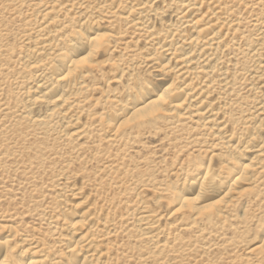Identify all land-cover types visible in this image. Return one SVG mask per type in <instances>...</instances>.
Segmentation results:
<instances>
[{
	"label": "bare ground",
	"instance_id": "6f19581e",
	"mask_svg": "<svg viewBox=\"0 0 264 264\" xmlns=\"http://www.w3.org/2000/svg\"><path fill=\"white\" fill-rule=\"evenodd\" d=\"M9 10L0 168L48 140L28 167L50 177L43 204H0V264H264V0Z\"/></svg>",
	"mask_w": 264,
	"mask_h": 264
},
{
	"label": "rangeland",
	"instance_id": "374dc122",
	"mask_svg": "<svg viewBox=\"0 0 264 264\" xmlns=\"http://www.w3.org/2000/svg\"><path fill=\"white\" fill-rule=\"evenodd\" d=\"M17 1L18 0L16 1L0 0V27L4 26L10 29L12 33H18L22 29V27L18 28V25L20 24V22L16 21V24H15L14 23L15 20L12 19L14 17L13 13L15 10L14 11L9 10V7H11ZM12 38L14 39V42H12V44L15 46L17 43L14 38V35ZM15 55H16L15 52L10 54V59L7 60L8 65H5L6 68L14 64V61L16 60ZM13 72H16V70H13ZM10 92H14L13 88L10 90ZM12 96H14L15 98H18V96L15 94H12ZM0 139H2L1 135H0ZM45 143L46 144H40L39 142H35L34 139H29L28 141L22 140L17 145L18 147L19 146L20 147H27V146L31 147L30 149H26V150L23 148L24 151H26L25 153H27L26 156L23 157V161L19 159L17 160L16 159H9V160L4 159L2 161L4 163L2 166L3 168L2 167L0 168V204H6L10 206L13 203L21 202L22 204H26V205H23V208H22V209H25V207H28L29 203L32 205H36V204L40 205V204H43L45 200L46 201L48 200L47 198V194L49 193V191H47L48 189L45 188L46 186L40 188V185L43 182V180L49 179L50 175L43 174V175H40L38 178H35L42 171L41 168L40 169L38 167L35 168L34 165H32V168L28 167L29 162L33 161L34 157H38L37 162L41 163L43 166H47L50 164V161L45 160V156L43 155V153L39 152L37 148V147H42L44 145H47L48 147H50L51 143L48 140H45ZM101 145L104 147V143H101ZM109 151H112V149L109 148ZM181 156L182 154L178 155L176 158H172V159L169 158L168 162L173 163V166H175L176 162L179 160ZM23 162H26V163H23ZM14 174L15 176H13ZM10 176H13L17 181L12 180ZM27 181H29V183H27ZM31 182L32 183L34 182V184L37 185L35 190H32V187L29 185L31 184ZM17 210L19 212L22 211L20 208L16 209V211ZM253 214H255V216L261 215V217H263L264 215L263 213H261V210L258 212H254ZM246 218L247 219L245 220L246 221L245 225L246 227H249V228H253L254 225H256V221H258L256 220V217L248 218L247 216ZM241 221H243V219L239 218V221L234 220L233 223L241 222ZM251 231L252 230L249 229V233L246 234L245 237L250 236L253 233ZM225 232L229 233L230 229H225ZM227 235H230V234H227Z\"/></svg>",
	"mask_w": 264,
	"mask_h": 264
}]
</instances>
